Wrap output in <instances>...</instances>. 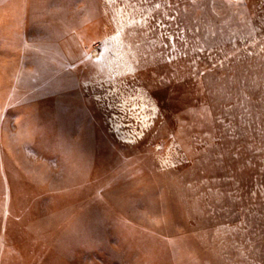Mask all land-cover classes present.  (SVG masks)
Masks as SVG:
<instances>
[{"label": "rangeland", "instance_id": "rangeland-1", "mask_svg": "<svg viewBox=\"0 0 264 264\" xmlns=\"http://www.w3.org/2000/svg\"><path fill=\"white\" fill-rule=\"evenodd\" d=\"M0 264H264V0H0Z\"/></svg>", "mask_w": 264, "mask_h": 264}]
</instances>
